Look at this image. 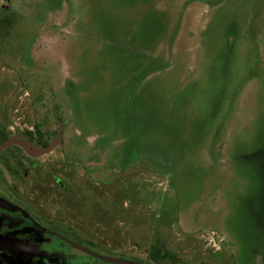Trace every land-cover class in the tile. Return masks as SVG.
I'll use <instances>...</instances> for the list:
<instances>
[{
    "label": "rangeland",
    "instance_id": "1",
    "mask_svg": "<svg viewBox=\"0 0 264 264\" xmlns=\"http://www.w3.org/2000/svg\"><path fill=\"white\" fill-rule=\"evenodd\" d=\"M0 124L101 163L54 166L88 218L150 211L180 264H264V0H0Z\"/></svg>",
    "mask_w": 264,
    "mask_h": 264
},
{
    "label": "flooded vegetation",
    "instance_id": "2",
    "mask_svg": "<svg viewBox=\"0 0 264 264\" xmlns=\"http://www.w3.org/2000/svg\"><path fill=\"white\" fill-rule=\"evenodd\" d=\"M56 134L57 130L54 134H43L34 125L8 131L0 124V264H180L178 256L169 257L168 248H173L174 244L166 241L164 229L157 223L161 216L126 205L120 208L117 204L109 211L98 209L93 218H88L87 197H91V201L94 197L76 193L72 177H63L54 168L59 163L58 168L69 175L71 168L66 167L79 163L95 181L106 184V179L98 172L101 163L69 161L61 134V145L56 144L41 155L33 156L19 144L27 142L43 148ZM9 139L12 142L2 147ZM44 155H49L52 163L45 171L48 178L41 177L44 161L40 157ZM83 156L84 153L80 158ZM55 190L62 193L55 194ZM79 198L84 201L72 207V202L80 201ZM47 204L50 209L46 208ZM94 222L95 227L87 225ZM137 222H143L144 227L138 229ZM122 234H126L130 245L116 242V238L125 239ZM194 243L187 245L193 247ZM207 250L211 256H218L223 248ZM200 260L196 264L202 263ZM189 261L195 262L194 259Z\"/></svg>",
    "mask_w": 264,
    "mask_h": 264
},
{
    "label": "water",
    "instance_id": "3",
    "mask_svg": "<svg viewBox=\"0 0 264 264\" xmlns=\"http://www.w3.org/2000/svg\"><path fill=\"white\" fill-rule=\"evenodd\" d=\"M60 134H61V130H60V125H59L56 136L48 143L46 147H43V148L32 146L31 144L27 142H19V144L27 151V153L33 156L41 155V154L49 152L54 145L56 144L61 145V142L59 140ZM10 142H12V139L7 140L2 145V147H4L5 145H8Z\"/></svg>",
    "mask_w": 264,
    "mask_h": 264
}]
</instances>
